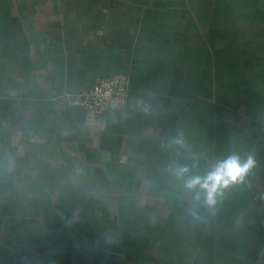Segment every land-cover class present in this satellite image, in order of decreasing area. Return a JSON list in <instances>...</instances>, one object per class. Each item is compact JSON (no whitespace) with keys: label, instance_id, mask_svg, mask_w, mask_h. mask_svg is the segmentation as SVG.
<instances>
[{"label":"crops","instance_id":"1","mask_svg":"<svg viewBox=\"0 0 264 264\" xmlns=\"http://www.w3.org/2000/svg\"><path fill=\"white\" fill-rule=\"evenodd\" d=\"M233 154L213 207L172 171ZM0 264H264V0H0Z\"/></svg>","mask_w":264,"mask_h":264},{"label":"clouds","instance_id":"2","mask_svg":"<svg viewBox=\"0 0 264 264\" xmlns=\"http://www.w3.org/2000/svg\"><path fill=\"white\" fill-rule=\"evenodd\" d=\"M176 143L182 144V140ZM195 167V165H193ZM256 166L254 155H248L242 159L240 155L233 154L216 163L205 175H192L187 166H175L174 175L182 180L183 187L188 191L196 192V199L201 198L208 207L217 203V198L222 196L224 190L232 185L243 183L249 172Z\"/></svg>","mask_w":264,"mask_h":264},{"label":"built area","instance_id":"3","mask_svg":"<svg viewBox=\"0 0 264 264\" xmlns=\"http://www.w3.org/2000/svg\"><path fill=\"white\" fill-rule=\"evenodd\" d=\"M129 90L130 76L126 72L102 75L87 91L79 94L75 103L81 108L83 121L97 125L107 109L125 107Z\"/></svg>","mask_w":264,"mask_h":264}]
</instances>
